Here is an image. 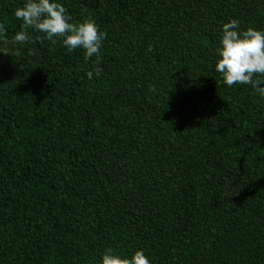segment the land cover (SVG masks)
<instances>
[{"label": "trees", "instance_id": "1", "mask_svg": "<svg viewBox=\"0 0 264 264\" xmlns=\"http://www.w3.org/2000/svg\"><path fill=\"white\" fill-rule=\"evenodd\" d=\"M62 2L99 58L11 44L24 0H0V264H264V99L214 67L264 0Z\"/></svg>", "mask_w": 264, "mask_h": 264}, {"label": "clouds", "instance_id": "2", "mask_svg": "<svg viewBox=\"0 0 264 264\" xmlns=\"http://www.w3.org/2000/svg\"><path fill=\"white\" fill-rule=\"evenodd\" d=\"M12 15L20 21V30L11 38V44L16 46L32 43L28 32L32 29L53 43L60 38L67 52L79 49L83 58L89 60L93 56L99 58L107 38V33L91 17L73 22L62 0H24ZM220 32L215 48V71L227 87L249 86L264 99V29H241L239 21L233 18L221 26ZM5 33L4 24H0V36ZM87 75L91 80L92 73ZM98 264H151V260L143 250H135L129 256L109 248L100 254Z\"/></svg>", "mask_w": 264, "mask_h": 264}]
</instances>
